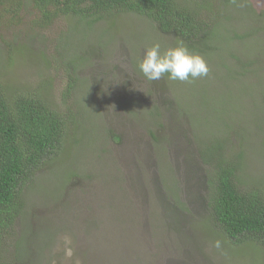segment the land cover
Instances as JSON below:
<instances>
[{
    "label": "rangeland",
    "instance_id": "obj_1",
    "mask_svg": "<svg viewBox=\"0 0 264 264\" xmlns=\"http://www.w3.org/2000/svg\"><path fill=\"white\" fill-rule=\"evenodd\" d=\"M240 1L218 16L226 44L209 57L215 66L230 64L209 71L206 82L195 80L188 110L195 122L207 115L212 131L204 137L226 143L227 161L245 157L247 172H239L238 185L243 189L254 176L264 184V0ZM24 5L21 11L16 3L0 6V83L26 87L49 76L54 83L47 90L60 93L67 87L68 62H77L72 78L87 112L76 142H66L59 158L23 190L26 217L10 231L14 238L7 237L2 263L14 264L27 248L32 257L25 264H264V247L255 253L230 243L211 219L208 166L188 121L175 110L188 90L173 88L166 77L148 81L138 71L147 48L174 47L173 39L153 34L154 24L133 13L103 18L91 31L65 15L40 27L38 11ZM123 94L133 97V112L128 98L121 102ZM151 110L163 128L148 116ZM203 121L197 123L202 134ZM26 226L33 233L28 243ZM65 236L71 237V257Z\"/></svg>",
    "mask_w": 264,
    "mask_h": 264
},
{
    "label": "trees",
    "instance_id": "obj_2",
    "mask_svg": "<svg viewBox=\"0 0 264 264\" xmlns=\"http://www.w3.org/2000/svg\"><path fill=\"white\" fill-rule=\"evenodd\" d=\"M26 2L31 5V8L37 10L41 20L43 19L40 27L49 24L55 17L64 15L77 19L75 22L85 26L89 31L92 30L96 21L112 17L114 14L120 16V14L133 13L145 17L154 24L153 34L168 36L176 44L182 41L189 51L200 54L206 60L210 71L213 70L212 74H214V70L219 68L224 70L230 64L227 63L228 60H223L218 67L209 58L214 50L220 52L222 46L226 44L222 37L224 35L221 30L222 21L218 19V16L224 13L230 3L239 5L242 1L0 0V6L13 7L16 3L18 7L15 9L21 11ZM6 11L8 14L19 16L15 10ZM0 17L3 15L0 14ZM2 23L3 21H0V24ZM234 37L237 38L236 32L231 37V41ZM71 44L63 43L64 47H68V51H71ZM230 54L232 55L231 52ZM59 57L63 58L62 55ZM79 57L82 58L81 55ZM68 64L70 65L69 72L66 71L68 83L67 87L60 92L61 94L58 91L54 92L55 88L47 90V87L54 83L49 76L36 85H26V87L10 88L0 83V264H4L1 258L7 237L14 238L10 235V231L14 230L17 220H24L26 217L22 213L23 190L33 182L37 173L41 172L47 163H52L59 158L65 149L63 147L65 143L71 140L76 142L77 136L85 128L83 122L87 109L80 107L77 92L79 87L76 80L72 78L76 72L73 67H78L79 64L73 61H69ZM212 74L203 77L202 80L206 82ZM169 82L174 85L173 88L182 85L188 90L185 102L179 100L175 104V110L188 121L193 141L200 145L201 163L208 166L205 179L209 190L207 201L211 219L230 243L248 247L255 253H259L260 248L264 247L263 182L254 181L256 178L254 176L252 181L249 180L248 188L239 189L238 185L243 182L239 178V172H247L245 157L241 154L237 161H227L223 155L226 143L218 137H210V140L204 137L206 132L212 131L210 126L205 124L207 115L205 117L201 115L200 120L195 122L188 110L198 82L196 83L195 80L191 82L169 80ZM55 96L60 98L61 104L58 106ZM121 96H123L121 102H125L126 100L123 99L128 98L125 105L133 112L136 106L133 97L124 94ZM156 111H149L148 116L152 117L157 126L163 128L159 113ZM90 116L92 117L91 114ZM218 119L219 123L223 124L219 117ZM201 120H204L206 126L203 134L197 127V123ZM148 133L153 144H157L158 138L151 131ZM106 134L113 138L111 131H106ZM26 227L28 229L26 233L29 236L25 237V243H28L33 233L32 230L29 232V226ZM24 252L20 254V257L15 258L14 264L29 262L32 253L28 252L27 248Z\"/></svg>",
    "mask_w": 264,
    "mask_h": 264
},
{
    "label": "clouds",
    "instance_id": "obj_3",
    "mask_svg": "<svg viewBox=\"0 0 264 264\" xmlns=\"http://www.w3.org/2000/svg\"><path fill=\"white\" fill-rule=\"evenodd\" d=\"M137 68L148 81L166 77L170 81L191 82L206 77L210 71L206 60L200 54L189 51L182 41L163 50L159 43L153 44L137 62ZM63 243L65 254L71 257V237L65 236Z\"/></svg>",
    "mask_w": 264,
    "mask_h": 264
}]
</instances>
